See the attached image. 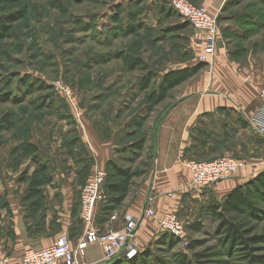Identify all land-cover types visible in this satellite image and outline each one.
Masks as SVG:
<instances>
[{"label":"crops","instance_id":"0c3cea01","mask_svg":"<svg viewBox=\"0 0 264 264\" xmlns=\"http://www.w3.org/2000/svg\"><path fill=\"white\" fill-rule=\"evenodd\" d=\"M194 1L219 15L215 53L198 75L173 89L155 107L161 115L151 136L153 160L130 199L118 203L104 189L95 210L100 232L122 229L130 218L143 217L149 196L160 215L177 214L185 225L202 222L198 212L208 207V200L221 204L238 186L264 172V137L250 125L263 106L259 92L264 88V49L249 54L248 46L255 50L258 44L241 43L255 36L241 28L244 23L237 20L243 15L229 13L233 0ZM196 36L200 61L207 42L197 32ZM54 116L57 119L46 126H33L27 139L0 143V254L11 264H21L28 250L53 246L61 238L76 247L85 234L80 217L83 186L95 167L107 170L110 162L122 156L127 123L123 127L102 117L93 119L81 109L78 114L70 108L55 109ZM26 144L35 146L37 152L28 153ZM233 153L247 160L234 177L208 193L190 186L187 161ZM34 176L43 180L35 191ZM113 215L117 221L110 223ZM160 234L158 224L145 219L137 243L143 249L151 237ZM85 259L88 264L106 263L103 247L90 246Z\"/></svg>","mask_w":264,"mask_h":264},{"label":"rangeland","instance_id":"374dc122","mask_svg":"<svg viewBox=\"0 0 264 264\" xmlns=\"http://www.w3.org/2000/svg\"><path fill=\"white\" fill-rule=\"evenodd\" d=\"M190 2L202 6L194 0ZM230 5L229 13L243 15L237 21L249 25L248 32L255 36L250 41L240 42L258 44L255 50L248 46L249 54L252 51L258 53L260 48L263 50L264 5L261 0H233ZM132 13L140 15L131 19ZM9 17H14L11 30L0 40V143L22 140L23 135L24 139L30 137L33 126H46L57 119L55 109L70 108L75 114L80 109L87 110L93 119L94 116L97 120L102 117L121 123L123 127L127 123L128 135L120 146L122 156L117 162L136 174L127 195L130 199L153 160L151 136H154L161 115L160 109L148 105L150 90L144 92L140 84L153 76L150 89L157 88L168 72L189 69L200 63L199 47L195 44L196 31L172 12L166 0H21L14 4L0 3V19ZM155 19L156 29L153 30L151 25ZM131 23L139 27H135L133 33H126ZM138 24H144L146 28ZM253 24L258 28L252 29ZM241 28L247 30L244 24ZM120 53L141 59L143 65L130 71L117 58ZM56 82L71 87L76 108L57 92L54 88ZM43 85L46 88H41ZM5 118L13 123L10 132L2 130ZM17 126H24L26 133L18 131ZM141 139L146 141L145 150L131 151V144ZM129 145L130 149L124 151ZM227 155L236 157L234 153ZM227 155L212 157V154H206L192 160L212 161ZM109 180L117 178L111 174ZM216 204L212 198L207 202L208 207ZM258 205L262 217H259V229L255 234L264 235V201ZM208 207L198 212L200 218H204ZM217 224L211 218L203 220V230H194L192 224H186L185 236L178 238L177 244L167 242V235L161 232L158 238L151 237L150 242L145 243L142 260L137 259L140 253L131 259H119L114 264H185L180 255L193 260V254L203 249H190L194 241L205 246L217 244ZM255 246L258 248L254 254L264 256V239ZM238 254L233 259L225 255L211 264H247Z\"/></svg>","mask_w":264,"mask_h":264},{"label":"built area","instance_id":"2783aa9c","mask_svg":"<svg viewBox=\"0 0 264 264\" xmlns=\"http://www.w3.org/2000/svg\"><path fill=\"white\" fill-rule=\"evenodd\" d=\"M170 7L185 21L189 22L198 35L207 42L200 61L209 62L214 55L219 34V15L211 12L205 6H196L190 0H166ZM54 88L66 102L76 108V101L70 86L56 82ZM263 104L261 111L250 122L258 136L264 137V88L259 92ZM186 166L191 173L190 186L202 192H210L218 183L231 179L241 169L247 166L245 159L232 156L222 157L212 161L189 160ZM108 178L105 169L95 167L91 178L83 186L80 197V217L85 227V234L76 247L66 238L59 239L53 246L44 249H31L24 253L21 264H88L86 253L90 246H102L105 252V262L122 258H134L142 252V246L137 243L139 228L145 219H152L158 224L162 233L182 238L185 236V224L174 213L158 214L154 208V198L149 196L147 207L141 218L132 217L122 229H110L100 232L95 226V210L103 200L104 185ZM117 221L113 215L110 223ZM111 225V224H110ZM0 264H11L7 257L0 254Z\"/></svg>","mask_w":264,"mask_h":264},{"label":"trees","instance_id":"16d2710c","mask_svg":"<svg viewBox=\"0 0 264 264\" xmlns=\"http://www.w3.org/2000/svg\"><path fill=\"white\" fill-rule=\"evenodd\" d=\"M20 1L21 0H0V3L14 4ZM261 2L264 5V0H261ZM171 10L172 12L177 14L172 8ZM139 15L132 13L130 14V17L131 19H134L136 18V16ZM260 17L262 16L260 15ZM115 19L118 20V16H115ZM13 21L14 17L0 19V40L7 36L9 31L11 30V24L13 23ZM138 25H140V27L146 28L144 24ZM244 25L247 28L250 27L246 23H244ZM187 26L190 27L191 24L187 22ZM135 27L139 26H136L135 24L131 23L130 27L125 30L126 33H133ZM257 28V25L253 24L252 29ZM117 58L123 61L124 65H126V67L130 71H134L138 67L143 65V61L141 59L132 58L131 56L129 57L123 53L117 54ZM205 66L206 63L200 62L196 66L189 69L186 68L168 72L164 75L162 81L157 85L158 87L154 89H150L152 85L153 76H151V78L144 79L140 85L141 89L144 92H148L150 90L149 94L147 95L148 105L152 107H157L162 104L168 99L169 93L173 89L179 87L180 85L186 83L187 81L198 75V73H200V71L204 69ZM41 88H46V86L43 85ZM13 101L16 102V100ZM3 122V131L10 132L13 130L14 126L13 123L9 121V118H5ZM23 127L24 126H17L16 128L18 131H24L25 134L27 130H25L26 128ZM27 138L29 137H26L25 139ZM129 147L130 145L127 146L124 151L129 150ZM26 148L28 150V153L30 154H34L37 152L35 146L31 144H26ZM145 148L146 141L144 139H141L138 142H135L133 145L131 144L130 150L133 152H143ZM44 170L45 169H42L41 171L43 172ZM106 171L108 173V178L105 182L104 189L112 193L113 197L117 200L118 203H120L130 193L132 187V180L134 179L136 174L132 172L131 168H125L117 162H110ZM146 171L147 170L144 171L143 175L146 174ZM111 174H113L117 178V180L110 181L109 179ZM42 184L43 180H38L35 176L33 177L32 189L34 191L36 189L35 187H41ZM260 201H264V172H261L253 179L234 189L227 196V198H225L223 203H217L216 205L208 207L205 210L206 215L204 216V218H202V222H197L191 225V228L194 230H203V220L206 218L214 219L218 223L216 227L217 244L205 246V244H197L198 241H194L191 244L190 249L195 250L197 249V247H203V249L193 254V260H190L187 256L183 254L180 255L181 260H183L185 264H211L217 261L216 259L224 257L225 255L233 259V257L237 253H240L238 255L244 257L245 261L248 262L247 264L263 263L264 256H258L254 254V252L258 248L255 245L259 244L264 239V235L255 234L259 229V217H262V209L261 206L258 205ZM110 213L112 212L108 211V215H111ZM165 235H167V242H172V244L178 243L177 237L168 234ZM142 253L143 252H141L140 256L137 257L139 261L143 259V257L141 256ZM119 259H122V257L113 261L106 262L104 264H114ZM136 262L138 263V261Z\"/></svg>","mask_w":264,"mask_h":264}]
</instances>
